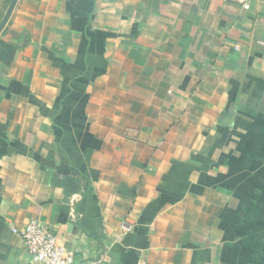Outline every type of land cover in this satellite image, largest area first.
I'll return each mask as SVG.
<instances>
[{"label": "crops", "instance_id": "crops-1", "mask_svg": "<svg viewBox=\"0 0 264 264\" xmlns=\"http://www.w3.org/2000/svg\"><path fill=\"white\" fill-rule=\"evenodd\" d=\"M264 264V0H18L0 33V264Z\"/></svg>", "mask_w": 264, "mask_h": 264}, {"label": "built area", "instance_id": "built-area-1", "mask_svg": "<svg viewBox=\"0 0 264 264\" xmlns=\"http://www.w3.org/2000/svg\"><path fill=\"white\" fill-rule=\"evenodd\" d=\"M243 8L249 9L255 0H236ZM21 235L27 251L41 264H97L94 261H78L74 252L59 243L50 225L31 219L21 229L13 228Z\"/></svg>", "mask_w": 264, "mask_h": 264}, {"label": "water", "instance_id": "water-1", "mask_svg": "<svg viewBox=\"0 0 264 264\" xmlns=\"http://www.w3.org/2000/svg\"><path fill=\"white\" fill-rule=\"evenodd\" d=\"M18 0H11L3 18L0 21V33L2 32L3 28L5 27V25L7 24L16 4H17Z\"/></svg>", "mask_w": 264, "mask_h": 264}, {"label": "rangeland", "instance_id": "rangeland-1", "mask_svg": "<svg viewBox=\"0 0 264 264\" xmlns=\"http://www.w3.org/2000/svg\"><path fill=\"white\" fill-rule=\"evenodd\" d=\"M10 0H0V18H3L8 6Z\"/></svg>", "mask_w": 264, "mask_h": 264}, {"label": "trees", "instance_id": "trees-1", "mask_svg": "<svg viewBox=\"0 0 264 264\" xmlns=\"http://www.w3.org/2000/svg\"><path fill=\"white\" fill-rule=\"evenodd\" d=\"M10 2H11V0H10ZM10 2H9V3H10ZM1 19H2V18H0V21H1Z\"/></svg>", "mask_w": 264, "mask_h": 264}]
</instances>
